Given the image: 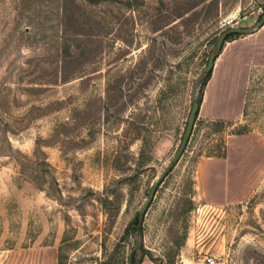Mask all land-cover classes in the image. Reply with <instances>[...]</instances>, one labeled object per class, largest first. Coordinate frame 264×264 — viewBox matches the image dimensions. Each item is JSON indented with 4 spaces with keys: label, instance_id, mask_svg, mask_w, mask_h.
<instances>
[{
    "label": "rangeland",
    "instance_id": "obj_1",
    "mask_svg": "<svg viewBox=\"0 0 264 264\" xmlns=\"http://www.w3.org/2000/svg\"><path fill=\"white\" fill-rule=\"evenodd\" d=\"M263 9L0 0V264L44 244L56 264H264V66L236 117H208L203 94L218 37Z\"/></svg>",
    "mask_w": 264,
    "mask_h": 264
},
{
    "label": "crops",
    "instance_id": "obj_2",
    "mask_svg": "<svg viewBox=\"0 0 264 264\" xmlns=\"http://www.w3.org/2000/svg\"><path fill=\"white\" fill-rule=\"evenodd\" d=\"M250 30L247 34L227 38L214 57L203 93L209 103L205 112L208 117L239 115L251 71L264 66V20ZM199 106L198 103V109ZM1 264H56V246L9 247L1 258Z\"/></svg>",
    "mask_w": 264,
    "mask_h": 264
},
{
    "label": "water",
    "instance_id": "obj_3",
    "mask_svg": "<svg viewBox=\"0 0 264 264\" xmlns=\"http://www.w3.org/2000/svg\"><path fill=\"white\" fill-rule=\"evenodd\" d=\"M263 20H264V9L262 11L261 17H260V19H259L257 24L263 22ZM251 28H252V26H250V27H238V26H229V27H227L221 33V35L218 37V39L216 41V44H215V50L214 51H210L208 53L207 60H206V63L204 65V70H208V69H210L212 67V63H213L214 57L217 54V52L219 51L221 43L224 40L225 34L230 33V32L248 31ZM198 103L199 102L197 100H192V102H191V105H190V108H189V111H188V115H187V118H186V122H185V125H184V128H183L182 134L180 136L179 143H178V145H177V147H176V149H175V151H174V153L172 155V158H171L172 160H175L178 157L179 153L182 151V149L184 148V146L186 144V141H187L188 136L190 134V131L192 129V125L194 123L195 115H196V112H197V109H198ZM163 174H164V172H162L158 176L156 181L160 180L161 177L163 176ZM153 191H154V185H152L149 188V190L147 192V196H146L144 202L142 203V205L139 208L138 216H140V213L146 208L148 202L151 200L152 195H153ZM136 264H139V261H137Z\"/></svg>",
    "mask_w": 264,
    "mask_h": 264
},
{
    "label": "trees",
    "instance_id": "obj_4",
    "mask_svg": "<svg viewBox=\"0 0 264 264\" xmlns=\"http://www.w3.org/2000/svg\"><path fill=\"white\" fill-rule=\"evenodd\" d=\"M231 33H233V32H230V33L225 34L224 38H228V36H229ZM210 70H211V68L208 69V70H206V72H205V75H204L205 81H206L207 77L209 76ZM197 101L199 102V99H197ZM136 218H137V217H136ZM136 218H135V219H136Z\"/></svg>",
    "mask_w": 264,
    "mask_h": 264
},
{
    "label": "bare ground",
    "instance_id": "obj_5",
    "mask_svg": "<svg viewBox=\"0 0 264 264\" xmlns=\"http://www.w3.org/2000/svg\"><path fill=\"white\" fill-rule=\"evenodd\" d=\"M252 28H254V27H252ZM252 28H251V29H252Z\"/></svg>",
    "mask_w": 264,
    "mask_h": 264
}]
</instances>
